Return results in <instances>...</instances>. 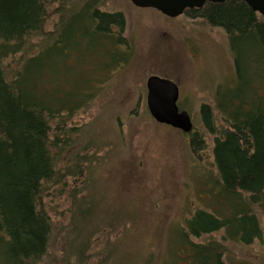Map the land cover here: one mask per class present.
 Segmentation results:
<instances>
[{
  "label": "rangeland",
  "instance_id": "1",
  "mask_svg": "<svg viewBox=\"0 0 264 264\" xmlns=\"http://www.w3.org/2000/svg\"><path fill=\"white\" fill-rule=\"evenodd\" d=\"M49 1L45 29L52 30L62 7L59 2L72 0ZM92 1L101 11L125 15L122 36L128 47L104 37L103 32L91 35L93 29L79 33L76 28L77 48H70L59 65L46 67L53 86L91 94L86 108L72 121L81 126L82 149L88 141L93 143L83 154L88 158L80 161V175L66 176L68 168L62 182L46 192L45 206L59 234L43 262L65 264V257L75 261L77 251L68 244L79 235L84 255L73 264H180L178 237L173 242L179 226L201 207L215 206L214 191L208 192L216 179L215 135L205 131L202 106L214 107L217 96L229 95L238 87L239 79L232 76L236 54L228 33L206 19L168 17L154 8H139L131 0ZM115 50L126 60L114 59ZM254 59L253 67L258 56ZM251 62L252 57L242 59L243 70ZM82 74L90 76L84 79ZM153 74L179 85V107L191 114L193 130L205 140L201 152L192 148L189 134L160 124L150 115L146 82ZM263 84L258 80L254 87ZM74 205L86 210L85 219H80ZM257 209L263 235L253 244L224 239L223 231L199 241L223 242L229 264H264V210Z\"/></svg>",
  "mask_w": 264,
  "mask_h": 264
},
{
  "label": "trees",
  "instance_id": "2",
  "mask_svg": "<svg viewBox=\"0 0 264 264\" xmlns=\"http://www.w3.org/2000/svg\"><path fill=\"white\" fill-rule=\"evenodd\" d=\"M49 2L0 0V264H44L59 234L45 206L46 192L62 182L68 168L66 176L80 175V161L88 158L83 154L93 143L88 141L82 149L81 126L72 121L86 108L91 94L53 86L46 67L59 65L70 48H77L76 28L79 33L93 29L91 35L103 32L104 37L128 47L122 36L127 24L122 12L105 13L92 0L59 2L56 27L49 30L45 29ZM189 12L196 20L206 19L228 33L242 79L234 92L217 96L214 107L202 106L205 131L215 135L216 179L208 190L214 191L215 206L201 207L185 220L173 242L178 237L180 264H229L223 242L199 239L223 231L224 239L251 245L263 235L256 210H264V84L257 89L254 82L264 81V18L247 3L235 0L208 2ZM111 56L126 60L116 50ZM251 57L243 70L242 59ZM89 76L82 74L84 79ZM73 81L80 85L78 78ZM237 88L243 93L237 91L241 99L235 94ZM232 102L234 106L227 107ZM189 135L195 151L205 149L201 132L194 129ZM74 207L80 219H85L86 210ZM73 240L68 246H74L76 259L65 257V264L79 262L84 255L79 235Z\"/></svg>",
  "mask_w": 264,
  "mask_h": 264
},
{
  "label": "water",
  "instance_id": "3",
  "mask_svg": "<svg viewBox=\"0 0 264 264\" xmlns=\"http://www.w3.org/2000/svg\"><path fill=\"white\" fill-rule=\"evenodd\" d=\"M227 0H131L140 8H154L161 13L177 17L187 9L203 7L207 2L223 3ZM247 3L264 18V0H235ZM147 106L150 115L160 124L170 125L184 133L193 130L194 123L190 113L178 105L180 89L174 81L158 75H151L147 82Z\"/></svg>",
  "mask_w": 264,
  "mask_h": 264
},
{
  "label": "flooded vegetation",
  "instance_id": "4",
  "mask_svg": "<svg viewBox=\"0 0 264 264\" xmlns=\"http://www.w3.org/2000/svg\"><path fill=\"white\" fill-rule=\"evenodd\" d=\"M140 8V7H139ZM183 15H186V17H188L189 19L190 18H193V19H195L196 20V16H192L193 14H190V12H189V10H186L185 12H184V14ZM190 16H192V17H190ZM234 74V75H233ZM232 76H235L234 78H235V80H237V78L239 79L240 78V76H239V74L237 73V70H235V72H233L232 73ZM241 80V79H240ZM239 80V81H240ZM231 86H233V84L231 85ZM234 88H236V85L234 86ZM235 100H238V99H234V101Z\"/></svg>",
  "mask_w": 264,
  "mask_h": 264
},
{
  "label": "bare ground",
  "instance_id": "5",
  "mask_svg": "<svg viewBox=\"0 0 264 264\" xmlns=\"http://www.w3.org/2000/svg\"><path fill=\"white\" fill-rule=\"evenodd\" d=\"M106 13V12H105ZM191 115V114H190ZM192 117V116H191ZM193 119V118H192Z\"/></svg>",
  "mask_w": 264,
  "mask_h": 264
}]
</instances>
